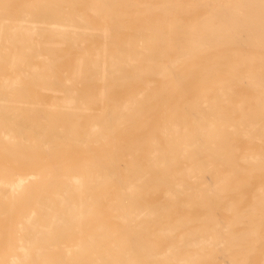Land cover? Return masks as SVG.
<instances>
[{
    "label": "bare ground",
    "instance_id": "obj_1",
    "mask_svg": "<svg viewBox=\"0 0 264 264\" xmlns=\"http://www.w3.org/2000/svg\"><path fill=\"white\" fill-rule=\"evenodd\" d=\"M192 1L0 0V264H264V0Z\"/></svg>",
    "mask_w": 264,
    "mask_h": 264
},
{
    "label": "rangeland",
    "instance_id": "obj_2",
    "mask_svg": "<svg viewBox=\"0 0 264 264\" xmlns=\"http://www.w3.org/2000/svg\"><path fill=\"white\" fill-rule=\"evenodd\" d=\"M153 1L160 2L162 0H153ZM179 1L182 3V6L185 7V8H188L189 5H191L192 2H193L192 0H179ZM213 6H214L213 3H209L207 5V8L204 9L203 11H200V10L197 11V10H193V9H190L189 11L188 10L185 11L186 12L185 13V19L183 20L184 27L189 28L193 23L202 20L207 14H209V13H211V11H213V10L210 9ZM141 17H142V15L136 16V18H141ZM101 18L102 17L94 18V21L93 22L94 23L100 22L101 21ZM183 44L184 43L182 42V45ZM257 51H260L261 52V47L258 46L257 47ZM257 59H260V58H257ZM58 93L61 94V92H58ZM114 96H115L114 97V100H115L114 103L117 106H120L122 104V102H123L122 92L119 93V94H117V95H114ZM104 105L105 104L99 103L96 106H93V110H91L90 112H95V110L98 111V110L102 109ZM138 124L141 126V129H144L146 127L145 123L140 122ZM135 127H136V125H135Z\"/></svg>",
    "mask_w": 264,
    "mask_h": 264
}]
</instances>
